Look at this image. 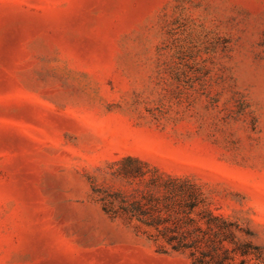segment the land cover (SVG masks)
Here are the masks:
<instances>
[{
    "label": "rangeland",
    "instance_id": "rangeland-1",
    "mask_svg": "<svg viewBox=\"0 0 264 264\" xmlns=\"http://www.w3.org/2000/svg\"><path fill=\"white\" fill-rule=\"evenodd\" d=\"M0 264H264V0H0Z\"/></svg>",
    "mask_w": 264,
    "mask_h": 264
}]
</instances>
